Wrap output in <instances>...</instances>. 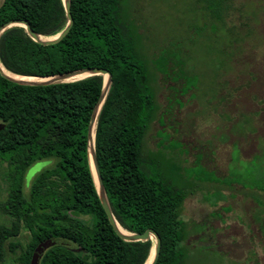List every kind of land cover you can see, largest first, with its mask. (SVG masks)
Returning a JSON list of instances; mask_svg holds the SVG:
<instances>
[{"label":"trees","instance_id":"16d2710c","mask_svg":"<svg viewBox=\"0 0 264 264\" xmlns=\"http://www.w3.org/2000/svg\"><path fill=\"white\" fill-rule=\"evenodd\" d=\"M201 1L202 23L214 32L210 37L215 42L223 36L227 40L220 52L225 58L217 62L219 73L233 54V43L242 36L226 24L231 0ZM126 2L69 0L71 25L52 44L32 40L20 26L6 28L0 33V65L23 76L44 77L86 67L110 74L93 132L110 211L124 230L140 233L151 228L158 235L154 264H185L181 248L188 229L180 218L183 199L193 187L231 184L196 162L207 178L198 179L191 189L176 187L162 177L158 150L145 149L150 123L154 119L162 122L156 115L155 75L179 81V91H187L188 52L176 40L148 57L142 35L125 12ZM12 19L26 20L43 38L57 34L66 23L62 0H1L0 26ZM101 87V75L29 85L0 74V159L7 163L10 183L0 210L11 216L9 225L0 224V259L5 240L25 229L30 238L18 264H28L34 246L47 237H60L66 243L45 250L39 264H143L146 260L151 239L122 240L112 229L93 182L87 124ZM157 134L166 138L165 133ZM42 158H53V166L38 171L24 194L23 173ZM213 190L204 194L209 204L225 198L219 188ZM14 245L9 243L10 248Z\"/></svg>","mask_w":264,"mask_h":264},{"label":"rangeland","instance_id":"374dc122","mask_svg":"<svg viewBox=\"0 0 264 264\" xmlns=\"http://www.w3.org/2000/svg\"><path fill=\"white\" fill-rule=\"evenodd\" d=\"M202 5L201 0L125 4L148 57L176 40L188 52L187 91H179V81L155 75L156 115L162 122L152 120L144 147L158 150L162 177L176 187L191 189L198 179L207 178L204 169L231 184L193 187L183 199L180 218L188 229L181 248L185 264H264V0H231L226 24L242 39L233 43V54L219 73L217 62L225 58L220 52L227 40L210 37L214 32L202 23ZM53 161L42 158L25 170L24 194L36 173L53 166ZM7 175V163L0 159V203L9 190ZM214 187L225 198L209 204L204 194ZM10 222L11 216L0 210V224ZM29 238L21 229L6 239L0 264H18Z\"/></svg>","mask_w":264,"mask_h":264},{"label":"water","instance_id":"95a60500","mask_svg":"<svg viewBox=\"0 0 264 264\" xmlns=\"http://www.w3.org/2000/svg\"><path fill=\"white\" fill-rule=\"evenodd\" d=\"M62 3H63L65 17H66V23H65L64 27L57 34L53 35L52 37H44L43 38L39 34L33 32L30 29L28 22L26 20H23V19H12V20L6 21L5 23H3L0 26V33L3 30H5L6 28H9L11 26H20L25 30L26 34L32 40L40 42L42 44H52V43L58 41L62 36H64L67 33V31L69 30V27L71 25V22H72V19H71L70 13H69V0H62ZM82 73H87L86 76L101 75V77H102L103 74H106V76H107L105 84H103V82H102L100 96H99L96 104L94 105V107L92 109V112H91V115H90V118H89V121L87 124L88 160H89V166H90L93 182H94V178L96 179V182H97V186L95 185V183H94V185H95L96 193H97L98 198H99V202L101 204V207H102L110 225L112 226V229L122 240H124V241H137V240L142 241V240L150 239L151 237L153 238L152 255H151V259H150L148 264H154V262L156 261V259L158 257V251H159V246H160V240H159L158 235L151 228H146L145 230H143L140 233L128 232L125 230L127 232V234L121 233L118 230V228L116 226L118 224L116 223L114 217L112 216V213L110 211V208H109V205H108V202L106 200L104 190L102 187L101 178H100V174L98 171L96 157H95V153H94V149H93V138H92L91 146H89L91 126L95 124L97 111L100 107V104L102 103V100L105 96L108 85L110 83V74L105 69H102V68L86 67V68H79V69L66 71V72L59 73V74H53L50 76H44V77L23 76V75L13 74V75L21 77V78H15V77H11V76L3 73L2 70L0 69V74L3 75L4 77L8 78L9 80L20 83V84H29V85L73 81V80H77V79H81V78L86 77V76H83V77H80L77 79H70L69 80V78H72L73 76H76V75H79ZM31 77L39 78V79H37V80L28 79ZM2 127H3V125H0V129ZM93 132H94V129H93ZM65 243H66V241L60 237H47V238H44V239L38 241V243L34 246V248L31 251L28 264H39V260H40L42 254L44 253L45 250L50 249L53 246L64 245ZM150 251H151V249H150ZM150 251H149V254H150ZM149 254H148V256H149Z\"/></svg>","mask_w":264,"mask_h":264},{"label":"bare ground","instance_id":"6f19581e","mask_svg":"<svg viewBox=\"0 0 264 264\" xmlns=\"http://www.w3.org/2000/svg\"><path fill=\"white\" fill-rule=\"evenodd\" d=\"M45 37H46V36H45ZM0 69L2 70L3 73H5V74H7V75H9V76H11V77H15V78H16V77H19V76H16V75H13V74L7 72L5 69H3V67H2L1 65H0ZM86 75H87V73H82V74H79V75L73 76L72 78H69V80H70V79H77V78H80V77H83V76H86ZM19 78H20V77H19ZM106 78H107L106 74H103V75H102V82H103V84H105ZM28 79L37 80V79H39V78H33V77H31V78H28ZM93 129H94V125L91 126V134H90L89 146H91V143H92ZM94 183H95V185L97 186V182H96V179H95V178H94ZM116 226H117L118 230H119L121 233L127 234V232H126L124 229H122L119 225H116ZM150 239H151V241H152V243H153V238L151 237ZM152 248H153V245H152V247H151L150 254H149V256L147 257V259H146V261L144 262V264H148V263H149V261H150V259H151V255H152Z\"/></svg>","mask_w":264,"mask_h":264}]
</instances>
